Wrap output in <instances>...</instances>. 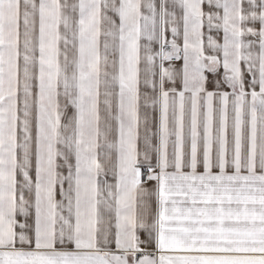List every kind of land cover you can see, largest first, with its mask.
I'll use <instances>...</instances> for the list:
<instances>
[{
	"label": "snow or ice",
	"instance_id": "snow-or-ice-1",
	"mask_svg": "<svg viewBox=\"0 0 264 264\" xmlns=\"http://www.w3.org/2000/svg\"><path fill=\"white\" fill-rule=\"evenodd\" d=\"M0 264H264V0H0Z\"/></svg>",
	"mask_w": 264,
	"mask_h": 264
},
{
	"label": "crops",
	"instance_id": "crops-1",
	"mask_svg": "<svg viewBox=\"0 0 264 264\" xmlns=\"http://www.w3.org/2000/svg\"><path fill=\"white\" fill-rule=\"evenodd\" d=\"M245 7L247 8V5H246V4H245ZM203 10H204L205 13L220 11V10L215 9V8H210L209 5H208L207 3L204 4V6H203ZM177 12H178V14H179V10H177ZM110 15H112V14L110 13ZM113 18L118 20V18L115 17V16H113ZM249 26H250V27H254V28L257 29V30H259L260 27H261V25H260L258 22L255 23V24H249ZM203 31H204L205 45H207V37H208L209 35L212 36L213 39H215L218 43H220V44L223 43V31H222V29H221V30L213 29L211 32H209V31H208V27H207V23H205V27H204ZM167 35H168V39L171 40L172 37H171V32H170V30H169V32L167 33ZM245 39H246V40H255L256 38H255V37H246ZM142 43H145V41H142ZM178 43H180V44L182 45V40H178ZM153 50H154V51H158V50H159V46H158L157 44H153ZM256 50H258V48H257ZM206 51L209 52V54H211L210 50L207 49V47H206ZM171 64H172V66H174L176 69H181V68H182V64H183V61H182V60H179V61H177V62H171ZM168 66H169V62H166V63H165V67H168ZM243 67H244V66L242 65V68H243ZM210 79H211V76H210ZM179 87H180V84H179V82H178V83H177V88H179ZM210 90H211V85H210ZM225 90L230 91V89H227V88H226ZM153 131H155V123L153 124ZM33 134H34V136H35V121H34V127H33ZM113 138H115V133L113 134ZM140 147H141V149L143 148V143H142V141H141V143H140ZM33 150L35 151V141H34V143H33ZM101 152H103V149H101ZM113 158L115 159V154H113ZM102 160H103V158H102ZM154 162H155V160H154ZM33 164H34V166H35V156L33 157ZM32 175H33V179H35V171H34V168H33ZM107 178H108V180H109L110 182H114V181H113V178H112V176H111V174H109V176H108ZM18 179H22V178L18 177ZM144 186H145L147 189H149L150 191H153L154 188H155V182H154V181H146V183H145ZM26 195H28V194H26ZM28 198L31 199L32 197H31V196H28ZM56 199H57L58 201L62 199V197H61L60 194H59V188L57 189V196H56ZM150 204H151V211H152L153 214H155V212H156V208H157L155 197H152V198L150 199ZM17 219H18V221H20V222H23V220H24V218H23L22 216H19V215H18ZM140 235H141V239H146V238H147V237H146V234H145L144 232H141ZM69 247H71V246H69Z\"/></svg>",
	"mask_w": 264,
	"mask_h": 264
},
{
	"label": "built area",
	"instance_id": "built-area-1",
	"mask_svg": "<svg viewBox=\"0 0 264 264\" xmlns=\"http://www.w3.org/2000/svg\"><path fill=\"white\" fill-rule=\"evenodd\" d=\"M172 62H177V61H172Z\"/></svg>",
	"mask_w": 264,
	"mask_h": 264
}]
</instances>
